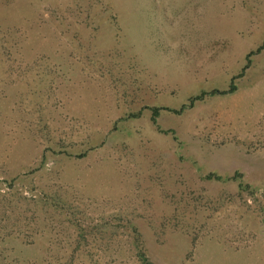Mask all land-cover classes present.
<instances>
[{
	"label": "rangeland",
	"instance_id": "1",
	"mask_svg": "<svg viewBox=\"0 0 264 264\" xmlns=\"http://www.w3.org/2000/svg\"><path fill=\"white\" fill-rule=\"evenodd\" d=\"M0 45V264H264V0H0Z\"/></svg>",
	"mask_w": 264,
	"mask_h": 264
},
{
	"label": "trees",
	"instance_id": "2",
	"mask_svg": "<svg viewBox=\"0 0 264 264\" xmlns=\"http://www.w3.org/2000/svg\"><path fill=\"white\" fill-rule=\"evenodd\" d=\"M1 47V45H0ZM1 49V48H0ZM3 62H6L5 59H3L2 61H0V63H3ZM48 60H47V64H48ZM8 71V70H7ZM37 77H39V75H37ZM236 90V86L234 84H232L229 88V90L227 91L228 93H232ZM204 97V94L199 96V97H196V98H193L190 100V103H189V107H192L195 100H202ZM212 175H210L209 177L211 178ZM17 179V177H13L11 178L10 180H7V179H4L1 183L5 185V187L7 188V191L8 193H0V200L2 199H6L5 197H12V198H15V194L13 192V188H14V185L13 183L15 182V180ZM19 196V197H18ZM17 197L20 198V195H18ZM17 199V198H16ZM20 199H23L25 201V197H21ZM36 202V201H34ZM37 203V202H36ZM3 214H6L5 212ZM9 219L6 217L4 218L3 215L2 217L0 218V222H5V221H8ZM6 228L4 227H0V238L1 239H5V238H12L13 236V233H19V232H22V229H18V231H14V228H8L7 229V226H5ZM3 232V233H2ZM136 247V256L137 258L139 259V262L140 264H151L150 261L148 260V258L145 256L143 250H142V246L141 244L138 242L137 245L135 246Z\"/></svg>",
	"mask_w": 264,
	"mask_h": 264
}]
</instances>
